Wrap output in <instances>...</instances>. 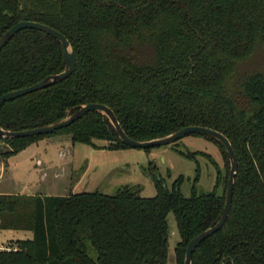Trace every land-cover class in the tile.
Wrapping results in <instances>:
<instances>
[{"label":"trees","instance_id":"obj_1","mask_svg":"<svg viewBox=\"0 0 264 264\" xmlns=\"http://www.w3.org/2000/svg\"><path fill=\"white\" fill-rule=\"evenodd\" d=\"M19 22L62 34L76 68L60 83L4 103L3 130L47 126L100 104L134 141L194 126L219 132L237 159L230 212L191 264H264V73H238L256 45L264 50V0H0V37ZM63 70L57 40L22 30L0 51V97ZM56 135L93 148L94 141L128 148L105 116L89 112L52 134L0 139L7 148L1 156L7 160ZM212 141L223 152L225 172L211 191L193 187L188 198L179 180L168 189L156 176L153 198L130 186L113 195L0 193V230L32 233L0 249V264H166L168 213L180 237L175 264H184L187 244L215 225L224 207L228 156Z\"/></svg>","mask_w":264,"mask_h":264},{"label":"rangeland","instance_id":"obj_2","mask_svg":"<svg viewBox=\"0 0 264 264\" xmlns=\"http://www.w3.org/2000/svg\"><path fill=\"white\" fill-rule=\"evenodd\" d=\"M250 71L264 73L261 45H256L249 59L238 68V73ZM94 143L97 148L72 143L67 135H56L32 144L7 160L1 156L7 148L0 143V193L64 196L98 191L113 195L119 187L130 186L139 187L141 197L153 198L156 190L152 176H156L168 189L179 180V191L188 198L193 187L198 193L211 191L218 173L225 172L222 150L202 136L189 135L150 150H110L107 142ZM186 153L203 155L192 160L183 155ZM166 222V264H175V247L180 237L172 213H168ZM31 238L30 232L0 230V248Z\"/></svg>","mask_w":264,"mask_h":264},{"label":"water","instance_id":"obj_3","mask_svg":"<svg viewBox=\"0 0 264 264\" xmlns=\"http://www.w3.org/2000/svg\"><path fill=\"white\" fill-rule=\"evenodd\" d=\"M22 30H36V31L42 32L52 37L53 39L57 40L60 43L62 50H63L64 70L61 73H58L55 75H49L45 77L43 80H41L40 82L30 87L10 91L2 95L0 97V107L4 103L14 101L28 94L46 89L52 85H55L57 83L64 81L65 79H67L73 74L76 68V57L70 47L69 42L66 40V38L59 32L51 29L50 27L39 24V23H35V22H19L15 24L13 27H11L8 31H6L0 37V51L7 45V43L18 32ZM89 112H97L105 116L108 122L110 123V125L112 126V128L115 130L119 141L123 145L127 146L128 148L142 149V150L157 148V147L166 146V145L175 143L176 141L186 136H189V135H197V136L206 137L208 139L216 141L223 147L226 155L228 156V163H229L227 187H226L225 198H224V207L220 215V218L215 223V225H213L212 227L204 230L203 232L195 236L187 244L186 250H185L184 264H191L192 254L195 252V250L199 247V245L203 241L213 236L215 233L219 232L225 225L226 220L229 216L231 200H232V193H233V186H234V179L237 173V159H236L235 153L228 139L217 131L204 128V127L194 126V127H185L183 129H180L162 138L145 141V142L134 141L130 139L121 129L118 121L115 118L114 113L108 107L104 105H100V104L84 105L80 107L73 114L69 115L68 117L56 123L43 126V127H39V128H35V129H27V130H23L19 132H10V131L3 130L0 127V139H23V138H30V137L39 136V135L52 134L56 131L69 127L72 123L81 119L85 114Z\"/></svg>","mask_w":264,"mask_h":264},{"label":"crops","instance_id":"obj_4","mask_svg":"<svg viewBox=\"0 0 264 264\" xmlns=\"http://www.w3.org/2000/svg\"><path fill=\"white\" fill-rule=\"evenodd\" d=\"M1 194H14V193H5V192H4V193H1ZM30 233H31V232H30ZM31 234H32V233H31ZM0 249H2V248H0Z\"/></svg>","mask_w":264,"mask_h":264}]
</instances>
